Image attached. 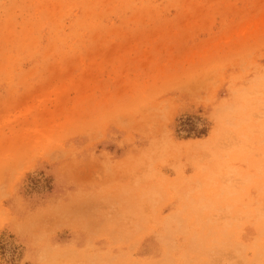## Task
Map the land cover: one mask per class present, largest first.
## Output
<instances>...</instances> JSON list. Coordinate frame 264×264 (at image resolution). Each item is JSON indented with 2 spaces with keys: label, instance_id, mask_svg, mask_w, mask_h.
Listing matches in <instances>:
<instances>
[{
  "label": "rangeland",
  "instance_id": "rangeland-1",
  "mask_svg": "<svg viewBox=\"0 0 264 264\" xmlns=\"http://www.w3.org/2000/svg\"><path fill=\"white\" fill-rule=\"evenodd\" d=\"M0 264H264V0H0Z\"/></svg>",
  "mask_w": 264,
  "mask_h": 264
}]
</instances>
